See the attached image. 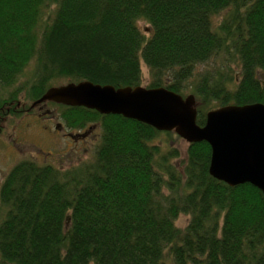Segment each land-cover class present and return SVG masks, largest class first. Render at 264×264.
<instances>
[{
	"label": "trees",
	"instance_id": "16d2710c",
	"mask_svg": "<svg viewBox=\"0 0 264 264\" xmlns=\"http://www.w3.org/2000/svg\"><path fill=\"white\" fill-rule=\"evenodd\" d=\"M32 60V102L57 79L141 86L144 65L146 89L192 95L202 127L210 110L264 105V0H0V109L19 102ZM211 62L219 67L198 72ZM60 108L65 127L99 128L94 159L10 170L0 264H264V198L211 178L206 143L187 144L179 167L175 147L156 140L173 132Z\"/></svg>",
	"mask_w": 264,
	"mask_h": 264
},
{
	"label": "water",
	"instance_id": "95a60500",
	"mask_svg": "<svg viewBox=\"0 0 264 264\" xmlns=\"http://www.w3.org/2000/svg\"><path fill=\"white\" fill-rule=\"evenodd\" d=\"M48 102L84 108L103 116H121L158 132H173L186 144L204 142L210 148L211 178L231 188L250 184L264 198L263 104L211 110L200 127L196 125L194 97L182 98L164 88L115 89L88 81L70 82L47 89L32 107Z\"/></svg>",
	"mask_w": 264,
	"mask_h": 264
},
{
	"label": "rangeland",
	"instance_id": "374dc122",
	"mask_svg": "<svg viewBox=\"0 0 264 264\" xmlns=\"http://www.w3.org/2000/svg\"><path fill=\"white\" fill-rule=\"evenodd\" d=\"M140 27L144 29V34L147 37L148 25L140 23ZM234 59L233 57H229V59H227V64L229 65L228 68L231 69L237 77L239 76V67L237 66V62H234ZM217 66L219 67L218 62L206 63L199 66L198 72L214 70ZM35 72L36 63L35 60H32L16 82V86L23 85V92L18 98L19 101L24 103L25 108L33 103L27 98V88L33 82ZM141 73V87L146 88L148 85V71L144 65L141 67ZM67 83H69L67 79H57L52 81L49 86L57 87ZM39 105L40 106H34L40 108L34 110L35 114L29 116L21 115V117L11 120L10 126L12 130L6 129L3 133V135L7 136L5 137L7 143L10 144L13 149H10L8 146L5 148L2 143H0V186L10 170L16 164L26 159L32 160L38 165L50 164L62 170L76 167L94 159L95 141L98 139L100 133L99 128L95 126L96 124H88L79 131L69 129L65 127L62 122L60 117L62 109L59 105L54 103ZM83 134L85 135L84 137H77ZM172 136V139L161 136L156 140L163 142L169 147H175L180 156L175 163L180 167V162L185 161L187 144L175 135ZM6 212L7 209L2 208L0 205V222L4 219ZM188 219V216L179 215L174 222L175 227L184 229Z\"/></svg>",
	"mask_w": 264,
	"mask_h": 264
},
{
	"label": "flooded vegetation",
	"instance_id": "af4514ba",
	"mask_svg": "<svg viewBox=\"0 0 264 264\" xmlns=\"http://www.w3.org/2000/svg\"><path fill=\"white\" fill-rule=\"evenodd\" d=\"M42 105V104H41ZM40 106V105H37ZM32 107V105L28 106L27 108H25L24 103H22V101H19L16 104L13 103H6L4 104L0 109V143H2L3 147H9L10 149H13L12 146L10 144L7 143V140L5 139V135H3L4 131L6 129L12 130L10 124H11V120L13 119H17L18 117L22 116H29V115H33L35 114V109L39 107ZM40 112V111H37ZM48 113V111H47ZM40 115H42L41 113H39ZM20 115V116H18Z\"/></svg>",
	"mask_w": 264,
	"mask_h": 264
}]
</instances>
